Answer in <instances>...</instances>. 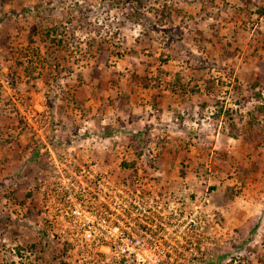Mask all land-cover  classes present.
Wrapping results in <instances>:
<instances>
[{
    "label": "rangeland",
    "instance_id": "374dc122",
    "mask_svg": "<svg viewBox=\"0 0 264 264\" xmlns=\"http://www.w3.org/2000/svg\"><path fill=\"white\" fill-rule=\"evenodd\" d=\"M53 155L158 196L172 264H264V0H0V264H67Z\"/></svg>",
    "mask_w": 264,
    "mask_h": 264
},
{
    "label": "built area",
    "instance_id": "2783aa9c",
    "mask_svg": "<svg viewBox=\"0 0 264 264\" xmlns=\"http://www.w3.org/2000/svg\"><path fill=\"white\" fill-rule=\"evenodd\" d=\"M54 178L46 190L45 223L67 264H172L164 209L149 192L116 190V181L89 162L75 172L49 159ZM173 257V258H172Z\"/></svg>",
    "mask_w": 264,
    "mask_h": 264
}]
</instances>
